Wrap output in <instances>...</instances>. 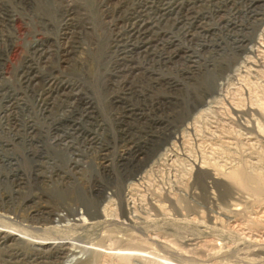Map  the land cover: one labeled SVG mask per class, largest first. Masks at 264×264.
Instances as JSON below:
<instances>
[{"label": "rangeland", "instance_id": "rangeland-1", "mask_svg": "<svg viewBox=\"0 0 264 264\" xmlns=\"http://www.w3.org/2000/svg\"><path fill=\"white\" fill-rule=\"evenodd\" d=\"M0 264H264V0H0Z\"/></svg>", "mask_w": 264, "mask_h": 264}, {"label": "bare ground", "instance_id": "bare-ground-1", "mask_svg": "<svg viewBox=\"0 0 264 264\" xmlns=\"http://www.w3.org/2000/svg\"><path fill=\"white\" fill-rule=\"evenodd\" d=\"M48 79H49V78H48ZM244 182H245V181H244ZM41 211H42V210H41ZM37 228H38V227H37ZM37 228H36V229H37ZM26 229H27V228H26ZM10 231H11V230H10ZM4 232H5V231H4ZM4 234H5V233H4ZM13 234H14V233H13ZM16 234H17V233H16ZM8 235H9V234H8ZM9 236H10V235H9ZM42 241H44V240H42ZM80 247H81V246H80ZM82 247H83L84 249L87 248V247H84V246H82ZM83 248H82V249H83Z\"/></svg>", "mask_w": 264, "mask_h": 264}]
</instances>
